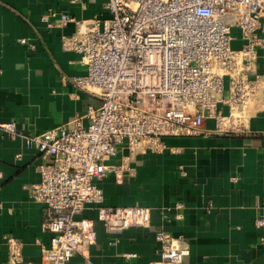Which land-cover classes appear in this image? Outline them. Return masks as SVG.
I'll list each match as a JSON object with an SVG mask.
<instances>
[{
    "label": "crops",
    "instance_id": "obj_1",
    "mask_svg": "<svg viewBox=\"0 0 264 264\" xmlns=\"http://www.w3.org/2000/svg\"><path fill=\"white\" fill-rule=\"evenodd\" d=\"M51 11L79 21L110 17L103 0H0V124L15 123L22 135L67 125L101 102L74 85L86 67L80 55L63 49L62 38L73 36L76 25L48 27L42 18ZM233 33L232 48L239 50L240 35ZM253 76L257 95L237 111L234 132L217 133L216 120L207 118L198 135L164 138L162 152L132 155L119 147L107 164L125 167L123 182L109 173L97 183L102 207L149 208L151 221L111 234L99 209L88 207L76 220L93 222L96 242L80 247L68 264H153L161 259L159 232L190 251L184 264H264V228L257 226L264 219V47ZM228 88L218 106L225 117L231 115ZM49 163L20 135L0 131V264H12L10 238L23 244L24 264H43L51 235L43 228L44 206L28 190L40 182L38 167Z\"/></svg>",
    "mask_w": 264,
    "mask_h": 264
},
{
    "label": "built area",
    "instance_id": "obj_2",
    "mask_svg": "<svg viewBox=\"0 0 264 264\" xmlns=\"http://www.w3.org/2000/svg\"><path fill=\"white\" fill-rule=\"evenodd\" d=\"M103 1L106 19L79 21L53 11L42 18L50 28L76 25L73 36L62 38L63 49L80 55L86 67L73 83L100 105L35 135L19 134L15 123L0 124L2 133L20 135L27 149L52 159L38 167L40 182L28 190L44 206L43 228L51 235L43 264H68L80 247L96 242L93 222L76 220L88 207L99 209L111 234L149 225V208L102 207L97 183L109 173L123 182L125 167L107 164L119 147L132 155L140 149L162 152L164 138L198 135L207 118L216 120L217 133L234 132L237 111L247 109L258 92L253 74L264 47L258 36L264 35V0ZM233 29L242 41L239 50L232 48ZM226 84L229 117L218 111ZM183 209L179 204L177 221ZM257 226L264 228V219ZM156 240L161 259L153 264H184L190 255L167 233H157ZM8 246L11 263L24 264L23 244L10 238Z\"/></svg>",
    "mask_w": 264,
    "mask_h": 264
}]
</instances>
